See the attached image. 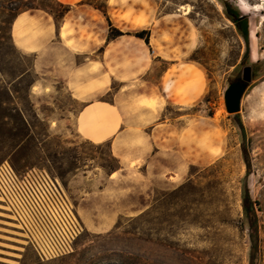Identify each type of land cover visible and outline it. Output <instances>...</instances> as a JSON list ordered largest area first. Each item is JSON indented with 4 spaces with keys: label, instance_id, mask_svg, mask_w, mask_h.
<instances>
[{
    "label": "rangeland",
    "instance_id": "obj_1",
    "mask_svg": "<svg viewBox=\"0 0 264 264\" xmlns=\"http://www.w3.org/2000/svg\"><path fill=\"white\" fill-rule=\"evenodd\" d=\"M26 4L39 0H24ZM231 3L242 14L249 17L260 15L247 11L240 0H224ZM250 5L257 0H245ZM6 1L0 2V7ZM164 12L182 9L189 21L200 33V56L208 62L209 91L200 104L192 110L179 111L170 107L167 118L187 114L198 118L199 167L195 170L193 182L185 189H156L150 209L135 217H124L119 224L106 233H94L88 229L74 245V252L51 261H38L29 249L22 247L12 227L0 211V251H18L21 256L14 263V255L1 253L0 264H250L252 241L250 231L243 223V187L247 179L253 201H258L259 217V264H264V119L254 116L249 119L246 110L254 102L250 91L264 83V23L258 30L256 51L260 64L250 54V62L240 66L245 44L239 30L226 17L219 0H158ZM264 15V12H263ZM3 35V34H2ZM5 43V56L1 67L5 75L0 81L8 83L10 74L23 69L25 63L33 60ZM251 46V45H250ZM238 67L241 76L234 71ZM246 67L252 69V80L247 82L241 111L238 113L247 137V160L244 162L241 145V131L227 112L225 92L230 84L244 82ZM8 73V74H6ZM15 75V74H14ZM39 80V76H34ZM11 89L14 86H9ZM59 89L63 88L58 84ZM20 107L26 112L31 124V135H11L7 125L0 129V166L8 162L17 172L31 168H44L59 178L67 195L77 208L85 195L101 189L111 174L114 163L108 144H94L89 141L64 138L57 128L49 127L47 117L61 118L64 111L83 107L72 100L64 91L58 94L42 95L36 91L30 106L25 100V85L21 87ZM2 100L5 96L1 95ZM42 98V104L38 102ZM256 99L261 102L259 97ZM34 101V102H33ZM255 101V100H254ZM37 105V106H36ZM37 117L35 116V114ZM213 113V117L209 114ZM68 114V112H67ZM212 130L214 147L210 148L214 159L202 164L203 153L207 151L208 138L203 133ZM203 162V163H204ZM187 182V181H186ZM5 258V259H4ZM13 260V261H10Z\"/></svg>",
    "mask_w": 264,
    "mask_h": 264
},
{
    "label": "crops",
    "instance_id": "obj_2",
    "mask_svg": "<svg viewBox=\"0 0 264 264\" xmlns=\"http://www.w3.org/2000/svg\"><path fill=\"white\" fill-rule=\"evenodd\" d=\"M57 1L72 7L63 20L41 9L24 11L13 20L12 37L22 54L34 57L40 79L32 99L36 91H64L83 105L61 118L48 116L50 129L64 138L108 144L120 166L77 205L86 229L106 233V226L150 209L156 189L188 180L190 166L199 163L198 118L187 114L184 123V116L170 119L166 111L197 107L210 78L191 60L200 33L182 9L164 12L158 0H107L105 15L85 0ZM111 27L125 35L109 39ZM142 31H150L149 44L135 36ZM203 133L209 148L202 164H209L215 141L210 128ZM1 253L13 254L14 263L21 256Z\"/></svg>",
    "mask_w": 264,
    "mask_h": 264
},
{
    "label": "trees",
    "instance_id": "obj_3",
    "mask_svg": "<svg viewBox=\"0 0 264 264\" xmlns=\"http://www.w3.org/2000/svg\"><path fill=\"white\" fill-rule=\"evenodd\" d=\"M6 1L0 7V76L5 75V70L1 67V62L3 57L5 56V43H7L17 49L13 37H12V23L15 16L21 12L33 10V9H41L49 13L54 17L56 22L63 20L64 17L71 11L72 7L70 5H65L57 0H39L33 1L30 4H26L24 0H4ZM221 5L224 8L226 17L235 25V27L239 30L241 37L243 38L245 44V51L242 57L240 66H245L246 63L250 62V54H251V46H250V27H249V17L242 14L237 8L233 7L230 2L219 0ZM2 2V0H0ZM86 4L91 5L95 9L103 12L107 15V0H85ZM3 34V35H2ZM125 35V33L120 30L111 27L109 32V39H116L120 36ZM137 38L145 39L146 43L150 42V31H142L135 34ZM202 48L199 47L194 53L191 55V60L196 61L203 65L208 73H211L208 68V62L206 59L200 56ZM23 59H26V56L23 54ZM261 61L258 60L257 64H260ZM234 73L237 76H241L240 70L236 67ZM8 74V73H6ZM15 74V75H14ZM12 80L8 83H3L0 81V97L1 95L5 96V100L0 98V129L1 127L7 125L10 126V133L13 136H18V133H23L27 136L31 135V124L27 118V114L23 108L20 107V99L22 92V85H25V100L30 106L31 102V92L32 88L36 84L37 80L34 76H38L34 72V58L31 62L25 63L23 65V69H20L18 74L11 73L10 74ZM9 86H14L11 89ZM205 102L208 103L209 99L205 98ZM35 114V113H34ZM37 117V115L35 114ZM210 117H213V113L209 114ZM232 120L235 121V124L241 131L242 136V145L241 151L244 162H246L247 167L249 166L247 160V137H246V129L242 124L241 118L239 114L230 115ZM109 146V145H108ZM110 157L114 163L113 168H111V174L118 171L120 169L119 164L113 157L110 149H109ZM199 167L195 165H191L189 168V177L187 182L182 184L178 189H185L190 183L193 182V176L195 170ZM19 173V172H18ZM110 174V175H111ZM249 175V170L244 179V187H243V223L250 231V238L252 241V255L250 258V264H259L258 255L260 251V243H259V217L258 212L261 211L260 204L258 201H253L250 195V191L247 184V179ZM119 224V223H118ZM117 224V225H118Z\"/></svg>",
    "mask_w": 264,
    "mask_h": 264
},
{
    "label": "built area",
    "instance_id": "obj_4",
    "mask_svg": "<svg viewBox=\"0 0 264 264\" xmlns=\"http://www.w3.org/2000/svg\"><path fill=\"white\" fill-rule=\"evenodd\" d=\"M0 211L14 235L41 262L74 252L86 228L59 178L44 168L18 173L8 162L0 166Z\"/></svg>",
    "mask_w": 264,
    "mask_h": 264
},
{
    "label": "bare ground",
    "instance_id": "obj_5",
    "mask_svg": "<svg viewBox=\"0 0 264 264\" xmlns=\"http://www.w3.org/2000/svg\"><path fill=\"white\" fill-rule=\"evenodd\" d=\"M243 5H246V10L247 11H253L256 14L260 13V15H254L250 20H249V27H250V45H251V49H252V57L253 60L256 62L259 60V54L257 53L256 49H255V45L257 43V39H258V30L260 29V27H262L263 23H264V0H257L258 3L250 5L249 3H247L245 0H240ZM191 10L187 9L186 10V14L190 13ZM249 98H251V100L254 102V104H252L253 106L251 107V109L246 110L248 113V117L249 119H252L254 116L259 117V118H263L264 119V83H262L261 85H258L256 87H254L250 93H249ZM259 97L260 99V103L254 99L256 97ZM255 100V101H254ZM244 103L242 104V108L244 109ZM106 228L108 229V231H111L113 229V227L111 225L106 226ZM111 228V229H109ZM91 232H93L92 230H89ZM96 233V232H95Z\"/></svg>",
    "mask_w": 264,
    "mask_h": 264
},
{
    "label": "water",
    "instance_id": "obj_6",
    "mask_svg": "<svg viewBox=\"0 0 264 264\" xmlns=\"http://www.w3.org/2000/svg\"><path fill=\"white\" fill-rule=\"evenodd\" d=\"M244 83L236 82L229 85L225 92V104L227 112L230 115L237 114L241 111L242 99L247 91V82L252 80V69L246 67L243 75Z\"/></svg>",
    "mask_w": 264,
    "mask_h": 264
},
{
    "label": "flooded vegetation",
    "instance_id": "obj_7",
    "mask_svg": "<svg viewBox=\"0 0 264 264\" xmlns=\"http://www.w3.org/2000/svg\"><path fill=\"white\" fill-rule=\"evenodd\" d=\"M240 83H242V84H243L244 82H240Z\"/></svg>",
    "mask_w": 264,
    "mask_h": 264
}]
</instances>
